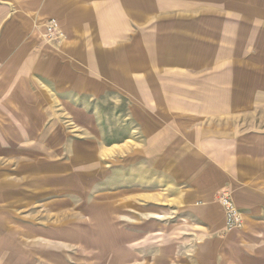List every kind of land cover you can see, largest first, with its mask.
Segmentation results:
<instances>
[{
    "label": "crops",
    "instance_id": "obj_1",
    "mask_svg": "<svg viewBox=\"0 0 264 264\" xmlns=\"http://www.w3.org/2000/svg\"><path fill=\"white\" fill-rule=\"evenodd\" d=\"M50 18L66 37L57 54L41 39ZM259 46L264 0H0V264L36 244L28 219L35 194L60 200L79 185L91 190L98 177L110 179L107 187L113 162L128 176V160L138 161L136 176L154 192L155 213L138 202V223H167L158 229L172 242L174 264H264L257 178L242 172L260 156L246 159L237 150L250 144L240 141L234 149L244 158L229 144L223 150L219 122L235 102L218 96L214 78L227 58ZM187 72L209 75L202 84ZM170 83L194 99L173 100ZM66 115L84 116L86 131L67 144V159L46 143L52 129L54 140L61 135L55 118ZM46 118H54L50 127ZM31 145L37 155L15 158ZM257 145L264 152V142ZM33 168L37 175L26 173ZM228 186L243 219L232 233L216 198Z\"/></svg>",
    "mask_w": 264,
    "mask_h": 264
},
{
    "label": "rangeland",
    "instance_id": "obj_2",
    "mask_svg": "<svg viewBox=\"0 0 264 264\" xmlns=\"http://www.w3.org/2000/svg\"><path fill=\"white\" fill-rule=\"evenodd\" d=\"M41 39L46 48H49L51 53L56 54L66 40L61 44H53L44 38V34H41ZM30 41L28 40V42ZM256 51L262 53L256 55ZM248 52L249 55L245 57L227 58V66L219 67L214 78H219V89L216 91L218 96L220 98L228 97L235 102L231 105V117L229 119L223 116L225 114L222 111L219 122L223 135L222 148L224 147L223 150H225L228 144L231 145L230 151L233 157H240V159L244 157L239 156L237 151L245 155L246 159L260 156L255 161L252 159L254 167L248 164L249 167H243L242 172L243 176L248 177V179L257 178L258 184L255 186L260 199L257 203H253V206L257 209H264V158H262L264 152L262 149L259 150L257 145L264 142V47L259 46L258 50L250 47ZM49 56L51 54L46 56L45 60H48ZM12 60H16L15 57H12L9 63ZM219 61L221 59H218L217 62ZM208 75L207 73L199 76L187 72V78L197 80L202 84L206 81L204 77ZM34 76H39V71L34 72L32 78ZM227 77L228 81L224 83ZM170 86L173 100L187 99L191 101L194 99L184 87H179L178 83H170ZM187 91H195L194 85L190 82L187 83ZM198 93L202 97V93ZM83 105L84 100H77L74 103L75 107ZM53 119L46 118L45 126L50 127ZM115 120L116 118H114V123ZM55 121L61 128V135H57L54 140L52 129L51 136L46 143L48 146L56 145L52 149L56 151L55 155L67 159L69 156L67 144L86 139L84 116L81 118L80 116H60L56 117ZM204 123L208 124L207 122ZM226 129L230 131L224 135L223 131ZM57 133L60 134V130ZM236 141H240L244 146L246 144L248 146L249 143L250 146H245L244 152L235 151L234 143ZM33 142V139L30 140V143ZM52 150L50 149L48 152ZM37 153L38 151H35L31 145L30 150H16L15 158H20L22 155L31 158ZM3 161L0 158V162ZM41 163L44 164L43 161ZM137 164L138 161L128 160V170L124 167L127 171L125 175L128 173V176H123L119 171V162H113L112 183L110 185L107 182V187L105 181H110V179L98 177L95 187L91 185V190L85 187L79 189V185L77 190L69 192L68 196L62 197L60 200H54L55 197L51 198L46 193H43L44 196L35 194L34 205L30 209L33 215L31 216L30 211L28 219L31 224L29 234L31 237H35L36 244H28L36 248L31 249L30 246H27V248L22 249L21 254L18 253L14 258L7 259L6 263L8 264L12 259V261L14 260L13 264H35L34 257L31 255L33 252L37 255V264H174V257L177 256H174L172 242L163 234L162 229H158L167 223L148 222L143 225L138 223V202L146 200L148 203L147 214L155 213V208L151 205L153 202L148 201L154 192L147 185V182L143 179L139 180L136 176L135 166ZM101 168L103 170L104 167L101 165ZM96 170L97 174L101 171L99 168ZM38 172L33 168L26 173L37 175ZM68 182L71 181H64L66 184ZM122 183L128 187L123 189ZM88 185L89 180L87 178L85 186ZM221 191L231 196L230 186ZM127 197L130 198L131 202L128 201L129 205L124 207L128 200ZM147 229L149 234L146 232ZM181 249L183 254V250L186 248L181 247ZM30 255L32 260L29 258Z\"/></svg>",
    "mask_w": 264,
    "mask_h": 264
},
{
    "label": "built area",
    "instance_id": "obj_3",
    "mask_svg": "<svg viewBox=\"0 0 264 264\" xmlns=\"http://www.w3.org/2000/svg\"><path fill=\"white\" fill-rule=\"evenodd\" d=\"M44 38L53 44H61L66 39L56 19L50 18L46 22L44 26ZM216 198L224 213V228H226V231L232 233L242 230V215L230 195L222 191L219 192Z\"/></svg>",
    "mask_w": 264,
    "mask_h": 264
}]
</instances>
